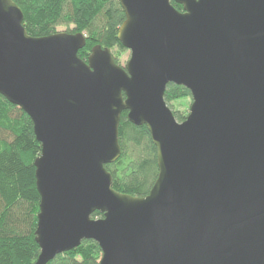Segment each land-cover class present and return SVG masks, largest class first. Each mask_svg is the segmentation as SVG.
Masks as SVG:
<instances>
[{
  "label": "water",
  "instance_id": "water-1",
  "mask_svg": "<svg viewBox=\"0 0 264 264\" xmlns=\"http://www.w3.org/2000/svg\"><path fill=\"white\" fill-rule=\"evenodd\" d=\"M119 3L126 67L101 45L82 60L83 33L32 37L0 0V95L41 145L35 264L85 241L98 264H264V0ZM171 84L192 98L183 122ZM124 113L157 150L146 197L116 191L106 169L122 156Z\"/></svg>",
  "mask_w": 264,
  "mask_h": 264
},
{
  "label": "trees",
  "instance_id": "trees-1",
  "mask_svg": "<svg viewBox=\"0 0 264 264\" xmlns=\"http://www.w3.org/2000/svg\"><path fill=\"white\" fill-rule=\"evenodd\" d=\"M24 14V27L32 37L57 33L63 21L75 26L69 34L88 33L86 47L79 57L87 61L96 45L117 50V64L125 50L118 41L125 13L119 0H13ZM174 7L182 11L180 5ZM120 65V64H119ZM184 87L169 85L165 101L175 118L186 117L173 110V104L190 98ZM122 156L106 169L113 174L114 189L134 197H146L158 176L157 150L146 127H137L124 113L120 124ZM41 145L34 135L31 119L0 95V264H35L40 248L35 241L40 195L36 188L35 160ZM97 212L93 219H101ZM102 257L93 241L58 256L49 264H98Z\"/></svg>",
  "mask_w": 264,
  "mask_h": 264
},
{
  "label": "rangeland",
  "instance_id": "rangeland-1",
  "mask_svg": "<svg viewBox=\"0 0 264 264\" xmlns=\"http://www.w3.org/2000/svg\"><path fill=\"white\" fill-rule=\"evenodd\" d=\"M73 31H75V26L67 23L66 21L65 22L63 21L60 25H58L56 27L57 33H70ZM83 34L88 36V33L86 31ZM112 53L117 54V50H112ZM130 55H131L130 51L126 50V49L121 53V55L119 56L120 66L126 67V64L130 59ZM191 105H192V98L190 97V98H187V99H184V100H181L179 102L174 103L173 104V110L175 112H178V113L182 114L183 116L187 117L190 113ZM100 260H99V262H100Z\"/></svg>",
  "mask_w": 264,
  "mask_h": 264
}]
</instances>
